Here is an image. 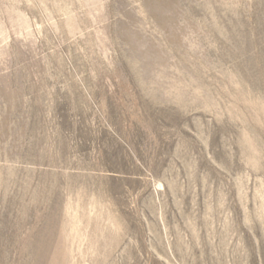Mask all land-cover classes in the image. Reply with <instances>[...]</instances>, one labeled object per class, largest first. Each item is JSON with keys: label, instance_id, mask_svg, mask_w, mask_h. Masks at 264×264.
I'll return each instance as SVG.
<instances>
[{"label": "rangeland", "instance_id": "obj_1", "mask_svg": "<svg viewBox=\"0 0 264 264\" xmlns=\"http://www.w3.org/2000/svg\"><path fill=\"white\" fill-rule=\"evenodd\" d=\"M0 264H264V0H0Z\"/></svg>", "mask_w": 264, "mask_h": 264}]
</instances>
